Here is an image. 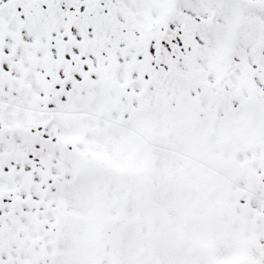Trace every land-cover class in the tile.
I'll return each mask as SVG.
<instances>
[{
	"label": "snow or ice",
	"instance_id": "6c2138e0",
	"mask_svg": "<svg viewBox=\"0 0 264 264\" xmlns=\"http://www.w3.org/2000/svg\"><path fill=\"white\" fill-rule=\"evenodd\" d=\"M0 264H264V0H0Z\"/></svg>",
	"mask_w": 264,
	"mask_h": 264
}]
</instances>
